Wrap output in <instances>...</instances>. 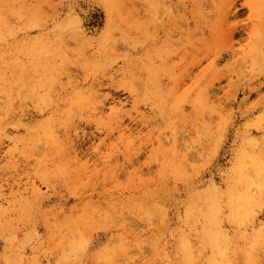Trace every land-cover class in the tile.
<instances>
[{
    "label": "rangeland",
    "instance_id": "obj_1",
    "mask_svg": "<svg viewBox=\"0 0 264 264\" xmlns=\"http://www.w3.org/2000/svg\"><path fill=\"white\" fill-rule=\"evenodd\" d=\"M0 69V264H264V0H0Z\"/></svg>",
    "mask_w": 264,
    "mask_h": 264
},
{
    "label": "bare ground",
    "instance_id": "obj_2",
    "mask_svg": "<svg viewBox=\"0 0 264 264\" xmlns=\"http://www.w3.org/2000/svg\"><path fill=\"white\" fill-rule=\"evenodd\" d=\"M82 28V27H81ZM3 59V58H2ZM4 61V60H3ZM6 65V64H5ZM22 65V64H21ZM18 67V66H17ZM23 67V66H22ZM2 68V67H1ZM19 68V67H18ZM15 69H16V67H15ZM27 69V68H26ZM1 70V69H0ZM3 70V69H2ZM4 71H6V70H4ZM3 71V72H4ZM26 71V70H25ZM29 72V71H28ZM28 72H26V73H28ZM7 73V72H6ZM15 73V72H14ZM20 73H21V71H20ZM25 73V72H24ZM23 74V73H22ZM23 75H25V74H23ZM14 76V75H13ZM26 76V75H25ZM24 76V77H25ZM24 79V78H23ZM5 80V79H4ZM3 81V80H2ZM2 81L0 82V83H2ZM4 83V82H3ZM27 84V83H26ZM0 90H2V89H0ZM2 92V91H1ZM122 104L121 103H119V101L118 102H113V103H111L110 104V107L108 108V110L109 111H111V112H116L118 109H121L122 107ZM104 107V106H103ZM106 108H104V110H105ZM103 111V110H102ZM102 111H101V113H102ZM103 112H105V111H103ZM58 118V117H57ZM71 118H72V116H71ZM71 118L69 119V118H67V119H69V120H71ZM61 120V119H60ZM66 120V119H65ZM69 120H67V121H69ZM55 122V121H54ZM62 122V121H61ZM57 123H58V121H57ZM62 123H66V122H62ZM72 123V122H71ZM63 124V125H64ZM45 125V124H44ZM47 125V124H46ZM61 125V124H60ZM67 125H69L68 123H67ZM71 125V124H70ZM29 127V126H28ZM38 127V126H37ZM46 127H48V126H46ZM62 127V126H61ZM53 128V127H52ZM68 129H69V127H67ZM43 129V128H42ZM45 129V128H44ZM67 129V130H68ZM36 130V129H35ZM38 130V129H37ZM46 130H47V128H46ZM50 130H51V124H50ZM53 130H54V128H53ZM57 130V129H56ZM43 131V130H42ZM26 132H30V130H27V128H26ZM33 132H36V131H33ZM45 131H43V133H44ZM48 132H50V131H48ZM55 132V131H54ZM6 133V132H5ZM4 133V134H5ZM32 133V132H31ZM41 133V132H40ZM29 134V133H28ZM48 134V133H47ZM45 135L46 137L48 136V135ZM50 134V133H49ZM58 134V133H57ZM64 134V133H63ZM65 134H66V132H65ZM2 135V134H1ZM62 135V134H61ZM34 136V135H33ZM35 136H37L36 134H35ZM41 136V135H40ZM56 136V135H55ZM58 136H60V135H58ZM43 137V136H42ZM51 137V136H50ZM39 138V137H38ZM44 138V137H43ZM43 138H41V139H43ZM48 138H49V136H48ZM60 138V137H59ZM59 138H57L56 140H55V144H57L58 146L59 145H61L60 147H61V149H63V150H65V153H66V147L65 148H62V145L63 146H65V145H67L68 143H70V142H68V140H69V138L68 139H65L64 140V138H63V140H61V139H59ZM62 138V137H61ZM45 139H47V138H44L43 140H44V144L46 143L45 142ZM50 139H53L52 137L50 138ZM51 141V140H50ZM11 142H15V139H12L11 140ZM18 142V141H17ZM36 142V141H35ZM38 142V141H37ZM50 144V143H49ZM46 146H47V144H45ZM52 146V145H51ZM54 146H56V145H53V147ZM69 146H72V145H69ZM50 149H52V148H50ZM60 149V148H59ZM58 149V150H59ZM70 149V148H69ZM111 149V148H110ZM179 149V148H178ZM71 150V149H70ZM69 151V150H68ZM174 151V150H173ZM55 152V151H54ZM72 152V151H71ZM98 152H100V150L98 151ZM68 153V152H67ZM70 153V152H69ZM174 153H176V152H174ZM173 153V154H174ZM56 154V153H55ZM54 154V155H55ZM61 154H63V156H65V154H64V151L62 152V150H61V153H60V155H59V152H58V155H59V157H61L62 155ZM256 157V156H255ZM250 158L249 160H250V164H251V166H254L255 167V174H257V175H259V176H263V174H264V165L261 163V161H258L256 158ZM75 158V157H74ZM258 158V157H257ZM187 159V158H186ZM185 159L183 158V161H184ZM69 161V160H68ZM65 162H67V161H65ZM249 162V161H248ZM72 163V162H71ZM176 164V163H175ZM249 164V165H250ZM186 165V164H185ZM65 166H66V163H65ZM69 166V165H68ZM75 167V166H74ZM67 168V167H66ZM183 168V167H182ZM68 169V168H67ZM66 169V170H67ZM177 169V168H176ZM182 170V169H181ZM237 175H238V178H239V181L240 182H242L241 183V185L243 184L244 185V190L242 191L241 190V192L239 193V194H233V193H230L229 192V194H228V198H229V200H232L233 198L235 199V200H237V202H239V203H241L237 208H235L237 211V215L239 216V218L241 219L242 218V215H240V214H242V213H244V210H245V208H249V203H248V199L250 200V198H251V194H250V191H251V188H252V186H256V187H259L260 185L258 184V182L257 181H254L251 177H249V171H250V169L247 167V165H246V163L244 164L243 163V161L239 164V166L237 167ZM72 172V171H71ZM71 172H69V173H71ZM76 172H77V170H76ZM68 173V174H69ZM251 173V172H250ZM73 174V173H72ZM247 176H246V175ZM253 174V173H252ZM70 175V174H69ZM244 176H246V177H244ZM249 177V178H248ZM261 178V177H260ZM239 182V183H240ZM263 186V185H262ZM214 187V186H213ZM212 188V187H211ZM215 190H217L216 189V187L214 188ZM211 190H213V189H211ZM215 191H213V193H214ZM216 192H218V191H216ZM209 194H211L210 192H208ZM212 201V200H211ZM225 201V200H224ZM228 201V200H227ZM229 202V201H228ZM232 202V204H233V201H231ZM225 203V202H224ZM231 204V205H232ZM226 205V204H225ZM24 206V205H23ZM208 206V205H207ZM210 206H212V205H210ZM222 206V205H221ZM229 206V205H228ZM208 208V207H207ZM232 208V207H231ZM233 209V208H232ZM209 210V209H208ZM234 210V209H233ZM233 210H232V215H233ZM246 210H248V209H246ZM235 211V210H234ZM246 214H247V212H245ZM211 214V213H210ZM210 214L208 213V215L210 216ZM89 215V214H88ZM236 215V216H237ZM90 216V215H89ZM215 216H217V214L215 215ZM215 216H211L212 218V220L213 221H215V220H217L216 218L217 217H215ZM234 216V215H233ZM238 216H237V218H238ZM236 218V219H237ZM238 218V219H239ZM215 219V220H214ZM237 219V220H238ZM240 219H239V222H240ZM237 222V221H236ZM214 223H216V224H214ZM209 224V223H208ZM210 225H212V227H211V229L209 230V237H210V247L212 248V250L214 249L216 252H218L220 255H222V257H223V255H224V252H223V249L221 248V246L218 244V243H216L215 242V240H217V239H219L220 237L219 236H222L221 234H220V227H219V224H218V221L217 222H213V224L211 223ZM210 228V227H209ZM207 230V231H208ZM219 237V238H218ZM194 247H192L191 246V243H190V241L189 240H187L186 238L184 239V242H183V251H184V254H185V261H186V264H205L204 262H203V256H199L197 253L198 252H196L194 249H193ZM194 251V252H193ZM196 253V254H195ZM202 254V253H201ZM197 255V256H196ZM219 255V256H220ZM217 256H218V254H217ZM214 257V256H213ZM218 258H220V257H218ZM214 260H216L215 258H213ZM221 259V258H220ZM221 260H223V259H221ZM226 260V259H225ZM229 260V259H228ZM227 260V261H228ZM218 262H211V263H209V264H217ZM221 263H222V261H221ZM221 263H219V264H221ZM223 263H224V261H223ZM222 263V264H223ZM230 263V262H229ZM172 264V263H171Z\"/></svg>",
    "mask_w": 264,
    "mask_h": 264
}]
</instances>
